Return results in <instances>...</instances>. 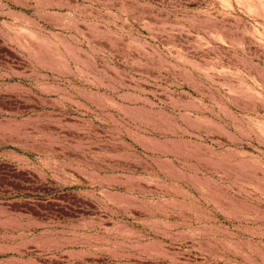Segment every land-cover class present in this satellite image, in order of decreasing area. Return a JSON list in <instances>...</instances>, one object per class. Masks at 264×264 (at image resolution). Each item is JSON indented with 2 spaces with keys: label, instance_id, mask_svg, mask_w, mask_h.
Here are the masks:
<instances>
[{
  "label": "rangeland",
  "instance_id": "rangeland-1",
  "mask_svg": "<svg viewBox=\"0 0 264 264\" xmlns=\"http://www.w3.org/2000/svg\"><path fill=\"white\" fill-rule=\"evenodd\" d=\"M0 264H264V0H0Z\"/></svg>",
  "mask_w": 264,
  "mask_h": 264
}]
</instances>
